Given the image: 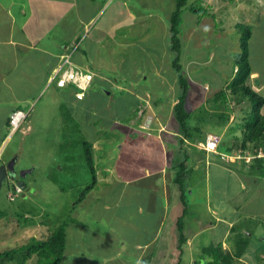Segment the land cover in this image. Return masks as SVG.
I'll return each instance as SVG.
<instances>
[{"label": "rangeland", "instance_id": "374dc122", "mask_svg": "<svg viewBox=\"0 0 264 264\" xmlns=\"http://www.w3.org/2000/svg\"><path fill=\"white\" fill-rule=\"evenodd\" d=\"M42 1L46 4L52 3L58 10L54 13L42 9L44 30H48V33L58 30L60 41H66L67 34L76 28V19H71L70 9L63 5L64 2ZM173 2L175 0H151L149 5L145 4L139 7L147 13L148 18H153V21L142 28L145 32L143 45L132 42L127 44L126 48L123 47L121 51H119L120 48L115 50V55L120 52L123 57L122 67L119 66L116 72L111 71L110 73L115 84L113 82L104 83L106 86H103L102 83L95 80L88 88L85 100H76L72 103L71 99L61 96V91L64 90L55 88L52 83L47 90H43L37 96L35 101L28 104L27 108H23L26 105L22 101L19 102L17 107L23 108L22 111L28 113L27 116L32 123L25 126L23 122L26 117L18 128L13 130L11 126L4 132H0V138L5 135L0 146V157L12 161L16 170L11 168L8 178L2 183L0 189V209L6 213L5 217L0 219V251L17 248L19 245L29 242L32 237L46 238L60 224L67 223L69 218L75 217V207H79L78 215L92 221L89 223L82 219L81 221L76 219L72 223L73 227H69V234H67L66 250L70 254L69 242L75 249H82L87 257L86 264H103L97 261L98 256L102 259L115 257L116 251L119 249L117 240L118 236H121L120 228L115 227L110 230L104 227L101 229L93 219L98 216L99 208L96 206L100 204L102 195H105L103 200L107 201V197H110L111 187L114 190H119L120 187L99 182L97 198H87L86 201H82L83 203L75 201L81 190L92 184L94 180L83 155L81 144L84 140H91L97 133L107 136L124 133L129 136L128 139L117 142L114 149L111 148L118 152L117 159L114 158L113 162H115L119 174L138 179L134 186L138 189L141 185L139 190H142V194L146 196L149 195V190L143 184H148L151 181L140 176L145 172V168L151 170L162 164L168 167L171 174L170 179L174 182L173 187L177 191L179 189L181 191L180 187L183 188L187 207H180L176 217L183 216V233L187 237H190L198 229L197 237L202 240V244H209L210 242L205 239H209L210 235L216 239L220 237L227 229L229 221L233 219L238 228L248 231L246 232L248 238L253 234H257V236L252 237L259 238L252 239L251 237L247 250L252 249L257 253L259 250H264V232L262 233L264 230V177L258 173L256 168L252 167L254 159L251 149L247 148L248 150L243 154L239 149L233 150L229 157L225 156L224 158L209 152L205 154L204 159L200 157L206 151L202 148L201 143L207 134L218 135L221 138L219 144L227 142L225 145L230 146L232 142L229 140L232 136L239 135L241 132L240 124L244 121L247 108L251 106L249 101L248 104L243 99H237L238 102H236V96L232 95L228 104H222V107H228V110H223L227 111L225 112L227 113L226 118H220L218 115L213 116L210 112V115H204L205 121L203 120V122L200 118L204 114L203 107L210 109L211 103L203 105L201 103L206 101V98L210 99L219 86V81H215V78L221 72L217 68L224 69L227 60L233 63L232 60L234 61L236 53L240 49L237 39L239 42L243 34V30L240 29L241 25L250 28L252 63L255 65L264 64V0H186L184 8H187L188 13L183 16L180 14L177 20V36L181 45L180 62L183 65L180 71L184 74L190 73L188 70H192L195 63L198 62L197 73L202 71L203 76L196 77L197 80L207 79L215 83L208 87H202V85L194 83L193 80L191 81L187 101L193 112L189 118L191 121L187 124L189 126L187 137L169 136L167 133L161 132L160 137L157 138L151 137L152 131H149L150 129L147 127L151 123V128L155 126V122L151 121L153 116L150 118V123L146 122L147 125L143 124L139 128L143 117L138 110L146 108L148 101L153 104V106L150 105V112L155 113L157 111L156 100H160L161 106L168 112H163V115H159L157 118L165 123L168 113L171 111L172 115L169 114L168 126L172 129L178 126L173 119L171 106L173 104L168 103L169 100L176 97L175 89L178 87L174 83L176 71L173 72L171 66L174 51L172 49L164 50L167 47L170 48L171 44L174 45L169 32L170 23H168L169 13L173 10ZM132 3L133 6L129 3L126 4L125 0L107 1L108 6L103 16L107 17L108 15L113 19L112 24L114 22L119 24L120 15L125 7H128V10L137 16L134 9L137 4L134 0ZM22 5L23 11L30 13L29 0H24ZM188 7H193L194 11H189ZM32 8L34 9V7ZM219 10L221 15L227 13L220 17L221 20L218 18ZM211 15H214L213 28L216 30L208 29L212 28ZM105 19L103 17V21ZM223 21L225 30L218 28L221 26L220 22ZM142 23L145 24L143 21ZM201 29L207 33L204 37L201 35ZM212 31L216 35H213ZM226 34L229 36V41L221 44L220 41ZM211 35L214 38L210 48L205 52L200 50L196 52L195 48L205 43L202 41L212 38ZM65 50L67 54L73 48L69 46ZM84 52L80 46L75 51L74 57L82 60ZM195 56L202 57L204 61L209 59V61L205 65H201V60L196 61ZM152 63L154 64L152 65ZM54 88L58 90V95L52 92ZM135 89L139 92L134 96ZM144 89H146L148 97L140 96V92H143ZM200 106L203 107L199 109ZM194 114H199V118L193 122ZM137 130L139 133L136 132ZM198 135L203 136V139L195 145L202 149L201 152L198 151L202 154L198 155L200 158L194 164L192 160L194 158H184V152L195 150L191 144L198 139ZM184 139H189V142ZM167 140L176 145V152L162 151L161 144L166 143ZM258 151H261L260 156L264 155L262 148H259ZM211 160H214L215 163H212ZM181 161L184 162V167L183 173L180 175ZM105 162H102L100 167ZM239 162L241 165L237 164ZM220 163H224L226 166H222ZM94 170L95 176L99 175V171L96 172L95 167ZM15 173L18 175L17 177ZM19 177L24 181L26 187L21 192H15L14 186ZM9 191L10 194L14 193V197L11 199L7 196ZM128 191L127 199H134L136 189L130 186ZM141 199L146 201L148 207L147 200ZM178 203L180 206L182 205L180 201ZM109 207L112 208L106 210V213H102L103 216L110 215L113 212V207L123 206L121 202H118L116 206L110 203ZM183 208H186L184 214L182 213ZM127 212L128 209H125L124 218L127 217ZM129 212H131L129 213L131 217L134 216L135 212H132V207L129 208ZM216 214L225 218L227 216V223L222 219L221 222L216 223V228L213 229L210 222L212 217L213 219L217 218ZM110 218L115 219L114 217ZM115 221L120 222L121 217L118 215ZM147 222H149V218ZM173 222L174 220L165 222V225H168L167 228L170 231L167 239L175 249L176 245L179 246V230L176 225H173ZM142 227L145 228L143 233H135L137 240L152 235L153 227L151 225L144 224L139 227L134 224L132 229L129 225L124 226L123 231L130 230L129 233H131L124 235L126 236L124 238H133L134 230L140 231ZM174 228L177 230L175 231ZM228 235L230 236L229 241L232 242L237 234L232 231L227 233L226 237ZM219 240L217 239V241ZM167 245H169L168 242ZM187 247L189 248L187 249ZM224 247L230 248L226 241H224ZM100 248H103L102 251H99ZM179 249L180 251L177 253L173 252L176 250H172L164 258L157 256L153 260L150 255V261L152 264H188L191 259L194 264H215L211 257L208 258L207 254H205L207 257H204V254L199 249L194 250L193 246L182 244ZM126 252L127 250L122 253L124 260L126 255V261H136V257L132 256L130 252ZM246 253L249 252L246 251ZM259 254L261 255V253ZM243 257L238 259L239 261L233 260L231 264H251L249 260L247 262L245 259L246 255ZM26 264H38L37 256L33 255Z\"/></svg>", "mask_w": 264, "mask_h": 264}, {"label": "crops", "instance_id": "0c3cea01", "mask_svg": "<svg viewBox=\"0 0 264 264\" xmlns=\"http://www.w3.org/2000/svg\"><path fill=\"white\" fill-rule=\"evenodd\" d=\"M23 1L24 0H0V132H4L5 129L10 127L8 117L13 110H24L23 108H27L28 104L35 101L37 96L40 95L43 90H47L49 85L52 83L54 84L55 88L63 89L64 91H61V96L66 99H71L72 103H74L76 100H85L87 96V91L85 92V95L82 99H77L75 97L76 90L73 85L67 84L62 87L56 84L57 77L55 74V70L59 66L60 55L66 51L65 49L67 47L70 46L73 48L72 52H70V60L73 66L80 70L93 73L92 83L93 81L97 80L99 83H102L103 86H106L104 83L109 84L113 82V79L110 77L111 71L116 72L119 66L122 67L123 57L120 52L115 55V50L120 48L119 51H121L123 47L126 48V45L131 44L132 42L143 45L145 42L143 38L145 32H143L142 28L143 26L148 25L149 22L153 21V18H148V16L146 15L147 13L139 9L141 5L151 3V0H134L137 4L136 7H134L137 16L132 11H129L128 7H125L122 14L120 15L121 20L119 24L116 22L112 24L113 19L110 16H103L105 14L106 7L108 6L107 1L110 0H55L59 2H64L63 5L70 9L71 19H76V28H74L73 31L67 34L66 41L61 42L58 38V30L57 32L53 33H48V30H44V13L42 9L55 13L58 12L57 8L54 7L52 3L46 4V2H43L42 0H29L30 6L28 9L30 13H27L22 9ZM125 1L126 4L129 3L133 6L132 0ZM121 5L123 7V4ZM32 7H34V9ZM174 8L175 2H173V10ZM188 8L189 11H194L193 7ZM152 10L154 9L152 8ZM173 10L169 13V18L172 15ZM182 10L184 11V13L183 11L181 12L182 16L183 14L188 13L186 7ZM226 14L227 13L221 15L219 10L218 18L220 19V17ZM103 17L106 18L105 21H103ZM213 17L214 15H211L212 28L210 27L208 29L216 30L213 28ZM142 21L145 22V24H143ZM220 25L221 26H219L218 28L225 30L224 21L220 22ZM200 32L203 37L207 34L202 29L200 30ZM212 34L216 35V33L213 31ZM213 35H211L212 38H209L207 41H202L205 43L202 44L201 42L202 45H200V47L195 48L196 52H198L199 50L204 51L205 49L210 48L211 42L214 38ZM227 41H229L228 34L223 37L220 43L225 44ZM237 43L239 46L238 39ZM80 46H82V49H84L85 51L82 60L80 58L74 57L75 51ZM164 50L170 51V48L167 47ZM208 61L209 60L204 61L203 59L200 62L201 65H205ZM250 63L251 74L249 78V83L251 84L254 90L258 91L264 97V64H253L251 52ZM153 64L154 63H152V65ZM198 66L199 63H195L193 69ZM231 68V61L228 60L225 62L224 69L217 68L221 73L218 77L216 75L215 78V81H219V86L216 91H218L221 87L226 86V83L230 79ZM201 73L203 74V72L197 73L196 71V77L203 76ZM196 77L192 78L191 81L193 80L194 83L202 85V87H208V85H212L213 83H215L212 81L210 82L207 79H202L198 81ZM113 83L115 84L116 82ZM55 88L52 92H55V94L58 95V90H56ZM137 92L139 91L135 89L133 91V95L135 96ZM213 95L211 97H213ZM140 96L148 97L146 89H144L143 92H140ZM172 99L169 100L168 103L174 105V103L177 101V96L173 97ZM207 99L208 98H206V100ZM228 100H230L229 95ZM228 100L226 101L227 104L229 103ZM21 101L22 103H24V105H26L23 108L17 107V105H19V102ZM150 105L153 106V104L147 101V107L143 110L141 109V113H139L141 117H143V121L141 122L139 128H141L143 124L147 125L146 116L149 115L153 116V119L151 118V121L155 122V126L153 128H151L152 123L148 124L147 126L148 129H150L149 131H152L153 133H151V137L155 136L159 138L161 132H165L169 136H179L180 134L178 133V126H176L174 129L168 126V123L170 121H168L169 114L170 116L172 115L171 111L168 113L167 121L165 123H162L161 120L157 118V116L163 115V112L168 111L161 106L160 100H156L155 105L157 107L155 108L157 109V111H155V113L150 112ZM227 108L228 107H224L223 109L228 110ZM213 111L215 110L213 109ZM217 111L219 112V110H216V112ZM23 123L26 126L30 125L32 122L27 116L26 120ZM136 132L139 133L138 130ZM197 137L198 139L193 141L191 144V146L195 150H190L188 153L184 152V156L188 157V159L194 158L192 159L194 161V164L198 161L200 157L201 159H204L203 157H205V154L208 153L203 150L204 153H201L202 156L198 157V155H201L200 153H198V151L201 152L202 149L199 148L198 145H195V143L200 142L203 139V136L198 135ZM4 138L5 135H2V137L0 138V146ZM128 138L129 136L125 135L124 133H117L116 135L113 134L108 136L105 134L97 133V135H93V138L91 140H84L92 142L93 166L96 168V172L99 171V175H96L97 179L93 181V186L90 188V190H88L84 195H81L80 192L79 196H77V199L75 201H80L81 203H83L84 200L86 201L87 198H97V194L99 192V182L107 185L112 184L113 186L118 185L120 187L119 190H114L111 187V189L109 190L111 192L109 194V198H111L110 200L107 197V201H104L103 198L105 195H102L100 204L96 206L97 208H99V213H97L98 216L93 219V221L96 222L95 224L99 225L101 229L106 227L107 229L111 230L115 227H119L121 231V236H118L119 238L117 240V242L119 243V249L116 251L115 257H113L112 259H102L100 256H98L97 261L102 262L103 264H108L109 262V264H141V262H143V264H152L149 258L150 255L153 257L154 260L157 256H161L162 258H164L165 255L168 256V253H171L172 250H176L173 251L176 253L180 251L179 246L177 245L175 249L172 248L173 244H171L170 241L167 239V235L170 234V231L167 228L168 225H165V222H171V220H174L173 225H176L175 219L177 221L179 217V215L178 217H176V214L180 211V207H187L186 203L184 206L181 202V191L180 189L179 191H177L173 187L174 182H172V179H170L171 174L169 173V169L165 164H162L161 166L159 165L156 168L154 167L151 170L145 168V172L140 175L141 177L147 178L151 181L148 184H143V186H146V189L149 190L148 196L142 194L143 191L139 190L141 185H139L138 189L134 186L135 182L138 179L122 176L121 174H119V170L115 167V162H113L114 158L117 159L118 152L114 151L113 149L115 148V144L117 142ZM188 140L189 139H184V141L189 142ZM161 148L163 152H168L171 150L174 152L177 151L176 145L174 143L171 144L170 140H167L166 143L161 144ZM111 150H113L112 154H110ZM209 153H214L213 155L218 156V151L216 153ZM114 155L116 156L113 157ZM210 158L212 157L210 156ZM102 162L105 163L103 166L100 167V164H103ZM211 162L215 163L214 160H211ZM0 164H6V166L8 167L14 168L12 161L8 159L4 160L1 157ZM220 164H222V166H226L224 163ZM237 164L241 165V162ZM130 186H133L134 189H136V191H134L136 193V196H134V199L128 200V189ZM141 198L147 200L148 207L146 201H143ZM178 201H180V203L182 204L181 206ZM118 202H121V205L123 207H113V212L110 215H102V213H106V210H110L109 208H112L109 207L110 203L115 204L116 206V203ZM72 204L75 205L76 203ZM131 207L132 212H135L134 216L132 217L129 215V213H131L129 212V208ZM78 208L79 207H75V217L71 218V220L66 223V244L68 242L67 234H69V227H73L72 223H74L76 219H78L79 221H81L82 219L85 222L92 221L89 219H85L81 215L79 216V213L77 212ZM125 209H128V212L126 213V218H124L123 213ZM133 209L135 210L133 211ZM158 211L160 214L158 213ZM118 215L121 217L120 222L115 221V219L118 218ZM110 217H114L115 219L113 220ZM148 218L149 222H147ZM222 219H224L227 223V216L226 218L222 216H217L216 219H213L212 217L210 222L212 223L211 228H216V223L221 222ZM134 224L138 225L139 227L143 226L144 224H148L149 226L151 225L153 227L152 235L145 236L144 238H141V240H137L135 233H143L145 228L142 227L140 231L134 230V232L132 233V236H134L133 238H124L126 237L124 235L131 234L129 233L130 230L123 231L124 226L129 225L132 229ZM232 224H236L234 223L233 219L229 221L227 229L223 232V234L217 238L220 239L219 241H217V239L211 235L209 239H205V241H214L216 243L221 242L223 246L224 241H226L227 246L231 248L232 243L234 242L229 241L230 236L228 235L226 237V235L227 233L229 234V232H232ZM174 229L175 231L177 230L176 228ZM159 231L160 234H158ZM263 232L264 230H262V233ZM197 234L198 229L195 230V232H193L190 237H187L185 235L186 239L183 242V245H187L190 247L193 246L194 250L199 249L204 254V257H207V255H205L203 251V247L207 244H202V240L197 237ZM255 236H257V234H255ZM108 238L113 239L116 237ZM252 239L259 238L252 237ZM167 242L169 243V245H167ZM68 244L71 248L70 254L66 250L65 245L63 258L59 262H56L54 264H86L87 257L86 254L82 251V249H75L71 242H69ZM104 245L106 247V244ZM188 248L189 247H187V249ZM102 249L103 248H100L99 251H102ZM125 250H127L126 253L130 252L132 256L136 257V261H126V255L124 260L122 257V253L125 252ZM247 251L249 253L246 254L245 259L252 258L251 255L255 254L256 257L262 259L258 264H264L263 249L259 250L258 253L252 249H249ZM259 253H261V255ZM188 264L194 263H192L190 259V262H188Z\"/></svg>", "mask_w": 264, "mask_h": 264}, {"label": "trees", "instance_id": "16d2710c", "mask_svg": "<svg viewBox=\"0 0 264 264\" xmlns=\"http://www.w3.org/2000/svg\"><path fill=\"white\" fill-rule=\"evenodd\" d=\"M185 3L186 0H175V8L169 19V32L171 35V41L174 44L170 45V50L172 49V51H174V57L171 60V66L173 72L175 70L177 73H175L176 81L174 83L178 86H176L177 88L175 89L177 101L172 106V111L174 116L173 119L178 125V133L182 135L181 137H187L189 135V126L187 124L189 121H191V119L189 118L191 117L193 110L192 107H189L187 98L190 90L191 79L196 77L195 72L197 71V67L195 69H192L194 71L188 70L190 73L187 72V74H184L180 71V68L183 65L180 62L181 45L180 40L177 36V20L181 13V8ZM242 26L243 25L240 26V29L243 30V34L241 35L239 41L240 49L238 53H236L234 61L232 60L233 63H231L232 68L230 73V79L226 83V86L221 87L218 91H216V93H214L213 97L206 100L204 103H201V105L208 103L211 104L210 109H206L202 106L204 114L203 116H200V118L201 122H203V120L205 121L204 115H210V112H212L213 116L218 115L220 118H226L227 113L223 111L224 107H222V104H226V101L228 100V95L229 98L230 96L235 95L236 102H238V100L243 99L244 102L248 104L249 101L251 103V106L247 108V111L245 112L246 115L244 121L240 124V134L232 136V138L229 140L230 142H232L230 146L225 145L227 144V142L223 144H218L217 151L218 155L220 156L222 154H230V152H232L233 150L238 149L241 150L240 152L241 154H243L248 149H251V153L253 156L252 158L254 159L252 161V167L256 168L258 173L264 176V155L260 156L258 151L259 148H262V150L264 151V97L258 91L254 90L251 84L249 83V78L251 74V48L249 39L251 37V32L248 26ZM208 49L209 48L205 50ZM199 59L203 60L202 57H195L196 61H199ZM73 86L75 87V90L78 91V88L75 85ZM202 107L200 106L199 109H201ZM213 109L215 111H213ZM216 110H219V112H216ZM198 118L199 114H194L193 122L196 121ZM81 147L83 149V155L85 156L86 162L88 163V167L92 172V176L95 180L96 176L93 166L92 142L83 141ZM184 158H186V156ZM183 163L184 162L182 161L180 162V175L183 173ZM92 186V184L87 185L86 188L81 191V195L85 194L88 190H90ZM180 188V199L183 205L185 206L183 188ZM185 210L186 209L183 208V214L185 213ZM5 215L6 213L0 209V219L5 217ZM182 217L183 216H179L176 221L177 229L179 230V247L183 244L186 239L185 234L183 233ZM69 220H71V218H69ZM231 229L237 234L235 236V239L233 241L234 243H232L231 248H226L222 245L221 242L216 243L214 241H211L209 244L203 247L204 253L208 255V258L211 257V260L215 264H230L233 262V260L236 261V259L238 260L244 255L248 254L246 253L248 249V242L250 241V238L252 236H255V234L248 238L246 233L248 231L244 228H238L237 224H232ZM65 245L66 222L60 224L55 230L51 231L44 239H37L35 237H32L30 238L29 242H27L26 244L19 245L17 248H11L8 250L0 251V264H26V262L30 260L33 255L37 256L38 264H54L56 262H59L63 258ZM251 257L252 258L246 259L247 262L249 260L251 264H258L262 260L256 257L255 254L251 255Z\"/></svg>", "mask_w": 264, "mask_h": 264}, {"label": "built area", "instance_id": "2783aa9c", "mask_svg": "<svg viewBox=\"0 0 264 264\" xmlns=\"http://www.w3.org/2000/svg\"><path fill=\"white\" fill-rule=\"evenodd\" d=\"M70 52L67 54L64 52L60 55L59 66L55 70L56 74V84L58 86H63L65 84H73L78 88L76 91L75 96L77 98H82L84 96V91L90 86L92 80V73L80 70L73 66L70 60ZM141 113V110H139ZM27 112L22 110H14L9 115V125L13 127V130L18 128L21 122L26 118ZM151 116L146 118V122H150ZM220 142V137L218 135L207 134L202 141L201 146L207 152L213 151L216 153V148ZM261 151H259V154ZM223 158L225 156H230L228 154H222ZM17 191H20V188H16ZM11 197V194L9 193Z\"/></svg>", "mask_w": 264, "mask_h": 264}, {"label": "water", "instance_id": "95a60500", "mask_svg": "<svg viewBox=\"0 0 264 264\" xmlns=\"http://www.w3.org/2000/svg\"><path fill=\"white\" fill-rule=\"evenodd\" d=\"M7 172L8 170L6 169V164H0V189L2 187V183L5 181ZM17 184L22 188L25 187V183L20 177L19 180L17 181Z\"/></svg>", "mask_w": 264, "mask_h": 264}, {"label": "clouds", "instance_id": "9594fccd", "mask_svg": "<svg viewBox=\"0 0 264 264\" xmlns=\"http://www.w3.org/2000/svg\"><path fill=\"white\" fill-rule=\"evenodd\" d=\"M183 7H184V5H183ZM183 7L181 8V12H182ZM180 14H181V13H180ZM71 52H72V51H71ZM87 72H88V71H87ZM92 75H93V73H92ZM92 79H93V76H92ZM91 83H92V80H91ZM91 83H90V86H91ZM90 86H89V87H90ZM89 87H88V88H89ZM88 88H87L86 90H88ZM86 90H85V91H86ZM85 91H84V94H85ZM75 97H76V96H75ZM83 97H84V96H83ZM83 97H82V98H83ZM76 98H77V97H76ZM82 98H77V99H82ZM9 115H10V114H9ZM27 115H28V113H27ZM26 117H27V116H26ZM8 120H9V117H8ZM24 120H25V119H24ZM24 120H23V121H24ZM23 121H22V122H23ZM220 139H221V138H220ZM215 150H216V152H217V148H216ZM208 152H211V153H212L213 151H208ZM228 155H231V154H228ZM17 187L20 188V191H19V192H21V190H22L23 188L20 187V186L17 184V182H16V184H15V186H14V191H15V192L17 191V190H16ZM24 188H25V187H24ZM9 193H10V191L7 193V196H8L9 199H11L12 197H14V193H13V192H11V193H13V194H11V197L9 196Z\"/></svg>", "mask_w": 264, "mask_h": 264}, {"label": "flooded vegetation", "instance_id": "af4514ba", "mask_svg": "<svg viewBox=\"0 0 264 264\" xmlns=\"http://www.w3.org/2000/svg\"><path fill=\"white\" fill-rule=\"evenodd\" d=\"M6 169L8 170V172H7V175H6L5 180L8 178V176H9V174H10V172H11L10 167L6 166ZM13 169H14V168H13ZM14 170H15V169H14ZM15 171H16V170H15ZM15 174H16V177H17V176H18L17 173H15ZM18 180H19V179H18ZM18 180H17V181H18ZM17 181H16V182H17Z\"/></svg>", "mask_w": 264, "mask_h": 264}]
</instances>
